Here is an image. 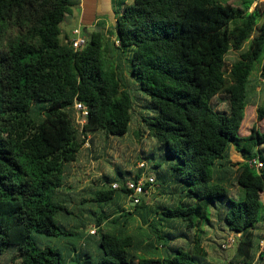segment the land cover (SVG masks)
<instances>
[{"label":"trees","instance_id":"obj_1","mask_svg":"<svg viewBox=\"0 0 264 264\" xmlns=\"http://www.w3.org/2000/svg\"><path fill=\"white\" fill-rule=\"evenodd\" d=\"M131 1L109 33L99 23L74 51L60 24L77 0H0V256L14 248L11 264H209L203 239L215 220L238 239L235 264H264V131L239 136L251 75L264 79V2ZM75 100L89 110L81 133ZM131 132L160 151L154 184L166 192L112 213L84 209L95 226L86 239L85 222L75 231L66 223L74 209L65 204V169L85 138L105 145ZM232 147L242 162H231ZM145 166L105 175L91 200H125L124 182ZM68 236L80 248L66 257L38 245Z\"/></svg>","mask_w":264,"mask_h":264},{"label":"rangeland","instance_id":"obj_2","mask_svg":"<svg viewBox=\"0 0 264 264\" xmlns=\"http://www.w3.org/2000/svg\"><path fill=\"white\" fill-rule=\"evenodd\" d=\"M239 1L240 0H231V2L236 5L239 3ZM258 1L264 2V0ZM114 3L115 0H113V4ZM72 8L73 9L71 14L67 15L64 21L60 24L62 34L66 33L69 36H71L72 30L77 26L78 9L76 10L74 6ZM114 12L118 15L116 9H114ZM96 28H98V26ZM65 36L67 35H63V39H65ZM109 38H111V40H115L113 35L109 36ZM235 58L236 53L230 52L226 56V61L227 63H230ZM251 84H254L256 88L253 93L250 94L248 105L245 107L244 110V117L239 129V136L241 137L248 135L252 127H255L261 132L264 131V118L258 121L256 117V108L264 103V83L261 82L257 71H254L251 75ZM212 103L214 107L218 109L225 108V104L222 101L218 100V98L213 100ZM95 141L93 143L96 146L94 152V155L96 157L95 159L91 160L92 162L90 161V159H88L87 163L90 164V170H92V166H101V171H105L106 175L111 179H121L122 177H127L126 169L134 171L137 169L136 165L140 162H144L146 165L145 176L147 173V175H152L156 177L158 173L163 170V166H160L158 168L152 167L154 162L162 164V161L160 160V157L162 156L159 154L160 151L158 150L154 141L150 140L146 136H142L138 140L131 132L123 137L110 139L109 141L105 142V145L98 140ZM98 142L101 144H97ZM88 144H90L89 140ZM98 149L101 150V154L100 152H97ZM153 155H155V160H153ZM238 155L239 154L232 149L231 157L233 163L238 162L237 160L240 159ZM81 185H83L82 181L76 182L74 185L70 184L72 188L74 187L73 190L75 191ZM97 187L99 188L100 186L96 185V188ZM72 188H67L68 191H64L65 193L68 192V195L66 197L68 201L65 202V204L68 205L67 207L69 211L74 209L71 212L72 214L76 215L72 216L71 214L66 216V223L70 225L69 227L72 231L76 230V228H74V226L72 225L73 223L75 224L77 221H82L86 223V227L84 228L85 230L87 228L91 229L94 227L91 226L94 225V223L86 218L87 215L85 214L84 209L93 211L95 212V214L98 215L101 213L102 210L106 211V213H112L119 206L123 205V203L125 204V206L128 205L124 201V199L118 195L115 196L114 199L106 203L101 204V202H94L91 200L94 197L93 192L87 191L84 194L83 192L76 194V192L73 191ZM93 188H95V185H93ZM80 198H84L85 202L83 204H80ZM152 198L153 197H151L150 199ZM262 201L264 203V195L262 196ZM90 216L93 215L91 214ZM63 221L64 220H62V223ZM212 224L213 227H206L207 232L203 239V246L207 252V259L209 260V264H235L233 261V256L237 248L238 239L234 237V242L232 243L231 247L223 248L222 245L225 243V239L229 237V234L227 235L224 230H221L220 226L218 225V222H216L215 220H213ZM38 245L41 247H51L54 249L58 248L62 255L66 257L69 254H74L73 248H80V241L78 242L77 239L73 236H68L63 239L54 237H43L38 239ZM260 248L262 251H264V245H261ZM88 251H91L89 247ZM14 253V248H10L8 251L3 253L0 256V264H11L10 259ZM13 263L17 264L16 261H14Z\"/></svg>","mask_w":264,"mask_h":264},{"label":"crops","instance_id":"obj_3","mask_svg":"<svg viewBox=\"0 0 264 264\" xmlns=\"http://www.w3.org/2000/svg\"><path fill=\"white\" fill-rule=\"evenodd\" d=\"M122 0H115V3L113 4V0H77V4L74 6L76 10L78 9V16H77V26L75 28H80L81 33L83 32H91L96 29L99 23L103 24L104 26V31H110L111 27L113 26L115 22V18L122 12V9L125 5L131 4V0H124V4L119 6V3ZM73 9V8H72ZM71 9V10H72ZM114 9L118 12V15L114 12ZM72 12V11H71ZM112 23V24H110ZM74 28V29H75ZM73 29V30H74ZM73 30L71 32V36L68 34H63L67 35L68 40H70L73 37ZM96 137V138H95ZM92 138H95V140H98L101 142V137L100 136H93ZM88 146H85L86 150L83 152L81 155L80 159H78L76 162L71 163L68 165L65 169L64 177H65V186L62 188L64 191H68L67 188H72L70 186L74 185L76 182H83V185H81L79 188L75 190L74 187L72 188L73 191L76 192V194H79L80 192L83 194L87 191H92L93 189H98L96 188V185L100 186L102 183H104L103 177L106 175V172L101 171V166L100 167H95L92 166V170H90V164L87 163V160L90 159H95V144L91 143ZM96 143V141H95ZM101 144V143H97ZM233 147L230 149V160L233 163L232 157H231V151ZM234 150V149H233ZM235 151V150H234ZM98 153L101 150L98 149ZM236 152V151H235ZM237 153V152H236ZM239 154V153H238ZM239 160L238 162H242L243 159L241 155L239 154ZM86 161V163H85ZM92 162V161H91ZM139 164V163H138ZM138 164L136 167L138 168ZM146 167V166H145ZM129 171V170H127ZM133 174L138 173V170L132 171ZM145 173H143V176ZM93 185H95V188H93ZM154 186V187H152ZM152 186L147 187V192L144 195L143 199L144 200H155L161 196H164L162 192H166L165 188H161L158 184H153ZM68 193V192H66ZM153 197L152 199H150ZM128 205L124 206L128 209L129 206H133L131 202L125 198L124 200ZM79 223V222H78ZM75 224L73 223L72 226ZM94 226V225H91ZM95 227V226H94ZM88 228L85 230L83 229L84 236L88 233ZM206 235V234H205ZM204 235V237H205ZM88 237L86 236V239ZM91 241V240H90Z\"/></svg>","mask_w":264,"mask_h":264},{"label":"built area","instance_id":"obj_4","mask_svg":"<svg viewBox=\"0 0 264 264\" xmlns=\"http://www.w3.org/2000/svg\"><path fill=\"white\" fill-rule=\"evenodd\" d=\"M86 43L85 37L82 35L80 28H75L73 30V37L69 40V44L74 51L80 50ZM115 44L118 42L115 40ZM264 83V79L261 80ZM89 115L88 108L80 101L75 100L73 103V124L74 127L81 133L82 127L86 123L87 117ZM84 146H88L89 137L85 138ZM250 166H253L256 169H260L263 167V164L258 159H252L248 161ZM144 162H140L138 164V168L144 167ZM155 183V178L152 175L146 176L142 175L137 180H127L124 182V188L127 190L126 198L131 202L132 205L139 204L142 197L147 192V187L152 186ZM120 184L117 182L111 183L112 189H118ZM95 231V227L88 230L90 234H93ZM234 235H229L228 238L225 239V243L222 245L223 248L231 247L234 242ZM264 245V238L260 241V246ZM261 250V248H260ZM262 251V250H261ZM264 252V251H263Z\"/></svg>","mask_w":264,"mask_h":264}]
</instances>
